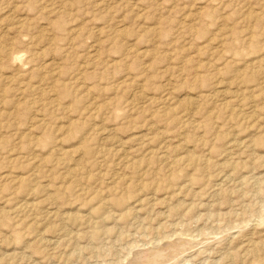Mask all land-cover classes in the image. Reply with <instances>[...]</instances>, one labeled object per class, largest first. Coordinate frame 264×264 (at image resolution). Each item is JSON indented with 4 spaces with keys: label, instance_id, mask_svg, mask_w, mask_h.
Segmentation results:
<instances>
[{
    "label": "rangeland",
    "instance_id": "rangeland-1",
    "mask_svg": "<svg viewBox=\"0 0 264 264\" xmlns=\"http://www.w3.org/2000/svg\"><path fill=\"white\" fill-rule=\"evenodd\" d=\"M0 264H264V0H0Z\"/></svg>",
    "mask_w": 264,
    "mask_h": 264
}]
</instances>
